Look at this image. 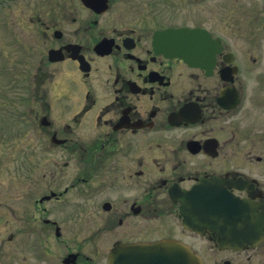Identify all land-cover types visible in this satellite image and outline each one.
Wrapping results in <instances>:
<instances>
[{"label":"flooded vegetation","instance_id":"flooded-vegetation-1","mask_svg":"<svg viewBox=\"0 0 264 264\" xmlns=\"http://www.w3.org/2000/svg\"><path fill=\"white\" fill-rule=\"evenodd\" d=\"M29 25L0 75L28 78L26 123L79 163L71 183L69 160L0 182L31 264L164 240L202 264H264V241L227 246L230 223L201 208L264 212V0H36Z\"/></svg>","mask_w":264,"mask_h":264},{"label":"rangeland","instance_id":"rangeland-1","mask_svg":"<svg viewBox=\"0 0 264 264\" xmlns=\"http://www.w3.org/2000/svg\"><path fill=\"white\" fill-rule=\"evenodd\" d=\"M35 1L9 0L8 6L0 5V58L14 59L28 54L33 31V26L29 25L30 13ZM42 54L38 47L37 57L40 59ZM28 83L24 75H0V167L3 168L0 170V182H28L33 175L30 174L31 166H36L38 175H42L48 165L58 163L62 166L69 160L68 182L71 183L79 167L77 158L63 157L61 149L52 147V143L47 140L46 128L26 123L31 107L29 95L16 87L29 86ZM21 114L27 115L23 118ZM49 130L52 131V128ZM0 214V260L9 261V264H17V261L31 264L36 253L30 248L18 249L19 239H9V233L13 232L12 227L15 225L13 216L10 215L9 219L2 211ZM54 254L56 264L60 251L54 249Z\"/></svg>","mask_w":264,"mask_h":264},{"label":"water","instance_id":"water-1","mask_svg":"<svg viewBox=\"0 0 264 264\" xmlns=\"http://www.w3.org/2000/svg\"><path fill=\"white\" fill-rule=\"evenodd\" d=\"M228 198V197H226ZM205 213L219 215L225 226L230 246L258 244L264 236V214H251V206L244 202L229 205H207ZM110 264H200L183 246L175 242L151 245L119 246L110 256Z\"/></svg>","mask_w":264,"mask_h":264}]
</instances>
